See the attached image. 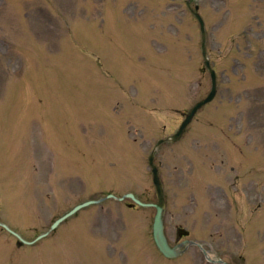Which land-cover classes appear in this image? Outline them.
Returning a JSON list of instances; mask_svg holds the SVG:
<instances>
[{"label":"rangeland","instance_id":"obj_1","mask_svg":"<svg viewBox=\"0 0 264 264\" xmlns=\"http://www.w3.org/2000/svg\"><path fill=\"white\" fill-rule=\"evenodd\" d=\"M186 1L0 0L1 221L22 231L36 220L50 225L61 209L113 188L153 196L149 155L212 86ZM195 2L211 35L219 92L181 141L156 149L167 232L173 241L184 226L216 258L264 264V0ZM89 137L102 144L83 153L78 145ZM32 144L40 173L31 168ZM132 162L137 178L125 179ZM61 178L80 192L67 198ZM104 204L35 247L0 227V264H213L197 246L182 261L159 254L154 209ZM85 231L91 240L80 238Z\"/></svg>","mask_w":264,"mask_h":264},{"label":"water","instance_id":"obj_2","mask_svg":"<svg viewBox=\"0 0 264 264\" xmlns=\"http://www.w3.org/2000/svg\"><path fill=\"white\" fill-rule=\"evenodd\" d=\"M201 101L200 103H198L190 112V114L188 115L187 119L185 120L182 129L180 130V132L178 133L177 137L183 132L184 128L187 126V124L191 121L193 115L195 114V112L197 111L198 107H200L204 102ZM155 171V182L158 186L159 189V197H160V204H157L156 206L158 207V214L156 216L155 219V224H154V235H155V239L160 247V249L167 255V256H174L177 254V251L175 249L170 248L168 242H167V238L164 234V230H163V221L161 218V214H162V210L164 208V198H163V190L161 187V183L159 181V177H158V173H157V169L154 168Z\"/></svg>","mask_w":264,"mask_h":264}]
</instances>
